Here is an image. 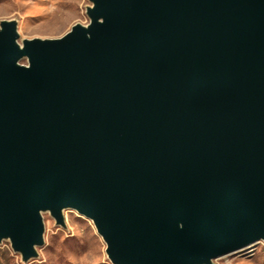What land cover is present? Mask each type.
I'll return each mask as SVG.
<instances>
[{
    "label": "water",
    "instance_id": "1",
    "mask_svg": "<svg viewBox=\"0 0 264 264\" xmlns=\"http://www.w3.org/2000/svg\"><path fill=\"white\" fill-rule=\"evenodd\" d=\"M89 1L58 37L0 20V242L37 257L66 208L112 264L264 240V0Z\"/></svg>",
    "mask_w": 264,
    "mask_h": 264
},
{
    "label": "rangeland",
    "instance_id": "2",
    "mask_svg": "<svg viewBox=\"0 0 264 264\" xmlns=\"http://www.w3.org/2000/svg\"><path fill=\"white\" fill-rule=\"evenodd\" d=\"M89 0H0V20H16L18 42L22 38H53L62 35L75 22L86 23ZM26 63V59L20 60ZM65 226L55 224L49 212L42 213L43 244L37 257L22 262L9 241L0 242V264H112L105 242L92 221L74 209H63ZM212 264H264V240L249 252L232 251L212 259Z\"/></svg>",
    "mask_w": 264,
    "mask_h": 264
},
{
    "label": "bare ground",
    "instance_id": "3",
    "mask_svg": "<svg viewBox=\"0 0 264 264\" xmlns=\"http://www.w3.org/2000/svg\"><path fill=\"white\" fill-rule=\"evenodd\" d=\"M258 240H255V241H252V242H249V243H247V244H245V245H242V246H240V247H238V248H236V249H234V250H232V251H243L244 253L245 252H249L250 250H251V247H252V245L254 244V243H256ZM232 251H229V252H232ZM226 253H228V252H226ZM223 254H225V253H223ZM223 254H221V255H223ZM220 256V255H219Z\"/></svg>",
    "mask_w": 264,
    "mask_h": 264
}]
</instances>
